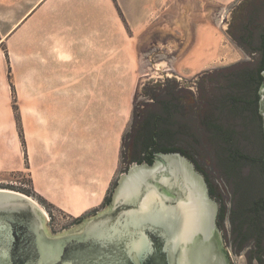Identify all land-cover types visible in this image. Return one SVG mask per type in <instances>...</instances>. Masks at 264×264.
<instances>
[{
	"label": "rangeland",
	"instance_id": "374dc122",
	"mask_svg": "<svg viewBox=\"0 0 264 264\" xmlns=\"http://www.w3.org/2000/svg\"><path fill=\"white\" fill-rule=\"evenodd\" d=\"M39 1L41 0H0V35L4 37V45L0 49L3 60L1 70L5 72L15 92L14 108L26 164L21 171H0V189L25 195L30 192L31 196H27L42 208L48 228L49 218L51 224L55 222L61 228L69 221V214L37 194L33 182L34 172L29 170V129L28 124L23 122L20 108L22 106L29 113L31 80L65 73L70 65V79L83 77L87 81V91L101 90L99 103L102 127H112L117 138V171L112 175L114 169L111 168L107 177L114 179L111 185L114 192L122 173L126 172L123 170V137L130 130L136 105L142 106L151 101V93L164 86L177 87L182 91V97L188 96L191 99L201 93H220L228 84L222 72L231 73L234 64L242 66L248 63L256 66L261 59L260 53L252 56V46L243 37L233 36L230 30L233 17L240 18L245 8H249L248 2L251 0H163L159 6L143 8V17L134 22H128L123 11L127 9L131 17L136 18L143 11L142 7L137 6L136 0H129L128 7H121L120 0H97L102 8V25L109 30L102 31L101 38L95 40L67 38L59 36L61 32H53L52 23L47 21V7L43 8L41 17H36L33 22L27 19L23 25L17 26L21 17ZM108 4L117 8L124 22L115 23L108 16ZM75 8L68 7L70 10ZM46 27L50 29L48 33ZM256 42L258 44L259 40L256 39ZM77 46L85 47L86 50L99 46L101 53L83 54L74 51L75 53L68 54L64 50L65 47L72 50ZM203 46L210 50L213 48L211 52H215L211 58L208 56L211 65L233 64L232 67L184 77L181 69L202 59ZM247 48L249 52L245 50ZM75 64L85 65V70L82 67L81 70H76L73 67ZM98 80L101 81L100 85L96 83L93 87L91 83ZM231 260L232 264H247L245 258L241 259L235 254Z\"/></svg>",
	"mask_w": 264,
	"mask_h": 264
},
{
	"label": "crops",
	"instance_id": "0c3cea01",
	"mask_svg": "<svg viewBox=\"0 0 264 264\" xmlns=\"http://www.w3.org/2000/svg\"><path fill=\"white\" fill-rule=\"evenodd\" d=\"M136 1L143 11L133 18L127 9L124 10L128 22L141 20L144 15L143 8L159 6L163 0ZM119 5L128 7L130 2L120 0ZM44 7H47V21L52 23L53 32H61L59 36L95 40L101 38L102 31L109 30L102 25V8L97 0H41L21 17L17 26L23 25L27 19L33 22L36 17H41ZM68 7L76 8L70 10ZM107 7L108 16L115 23L124 22L113 4H108ZM119 30L122 31V28ZM49 31L46 27V32ZM254 37L259 40V33ZM86 49L80 46L72 50L64 48L68 54L75 53L74 51L83 54L101 53L99 46ZM202 49L201 60L181 69L184 77L232 67L233 64L211 65L208 56L211 58L215 54L211 52L213 48L210 50L203 46ZM2 67L3 60L0 56V171H21L26 164L14 108L15 92L5 72L1 70ZM73 67H76V70H81L80 67L85 70V65L75 64ZM69 70L70 65L65 69V73L31 80L29 113L27 114L22 106L20 112L24 124H28L29 129V170L34 172L35 191L49 203L78 218L104 204L114 180L107 179L108 172L113 168L112 175H115L118 154L117 138L112 132V127H102V110L99 103L101 90L87 91L86 79H70ZM255 70V66L234 64L231 73L222 72L228 84L220 93L209 95L213 108L204 109V114L208 113L206 116L193 115V134L205 136L206 143L216 145L230 143V138H236L234 142L244 145L247 150H253L261 143L258 117L254 109L248 106L246 101H231L242 97L241 94L245 92L232 86L243 83L247 77L246 73H255ZM96 83L100 85L101 81H93L91 85L94 87ZM19 96L21 97V94Z\"/></svg>",
	"mask_w": 264,
	"mask_h": 264
},
{
	"label": "water",
	"instance_id": "95a60500",
	"mask_svg": "<svg viewBox=\"0 0 264 264\" xmlns=\"http://www.w3.org/2000/svg\"><path fill=\"white\" fill-rule=\"evenodd\" d=\"M260 95L264 128V86ZM165 159L171 173L193 185V172L179 154L157 155L152 166L133 164L109 210L55 237L35 200L0 189V264H232L212 213L193 198V186L188 199L177 202L161 192Z\"/></svg>",
	"mask_w": 264,
	"mask_h": 264
},
{
	"label": "flooded vegetation",
	"instance_id": "af4514ba",
	"mask_svg": "<svg viewBox=\"0 0 264 264\" xmlns=\"http://www.w3.org/2000/svg\"><path fill=\"white\" fill-rule=\"evenodd\" d=\"M248 5L241 17H233L230 23L231 33L236 38L250 33L247 26L252 17L257 21L264 20V0H251ZM253 5L254 12L251 11ZM258 33H261L260 30L254 36ZM245 50L249 52L248 48ZM199 91L202 92V89ZM182 101L193 104L194 116H206L208 113L204 114V109L213 108L211 96L202 93L198 97L193 96V99L184 96ZM259 133L262 140L260 127ZM230 140V143L220 145L209 144L205 136L193 134V155L189 153L186 157L180 152L166 154L148 151L142 164L154 165L157 155L183 156L193 172V185H186L180 175L171 173L170 159H165L159 173L161 192L177 202V199H188L189 189L193 186V198L200 201L207 213H212L214 225L230 260L235 254L241 259L245 258L247 264H264V142L262 140L255 149L247 150L244 145L234 142L236 138ZM131 155L124 157L125 173L133 164H139V161H131ZM150 160H153V164L148 163ZM125 173H122V178ZM111 192L100 208L78 218L68 215L69 221L61 228L55 222L51 224L49 218V234L55 237L81 229L89 219L110 209L114 199V192Z\"/></svg>",
	"mask_w": 264,
	"mask_h": 264
},
{
	"label": "trees",
	"instance_id": "16d2710c",
	"mask_svg": "<svg viewBox=\"0 0 264 264\" xmlns=\"http://www.w3.org/2000/svg\"><path fill=\"white\" fill-rule=\"evenodd\" d=\"M251 11H255L254 5ZM262 22L252 17L247 26L250 33L243 36V39L252 46V53H260L261 59L255 66V73L247 72L243 83L232 86L239 90L243 89L245 92L241 94L242 97L231 101L233 103L246 101L245 103L254 109L264 142L263 117L259 107L260 92L264 86V25ZM257 30L261 32L258 44L254 37ZM3 45L4 41L0 35V49ZM181 92L177 87L164 86L151 93V101L142 106H135L130 130L123 137L125 157L127 154H132L131 161H139L138 163L142 164L148 151L166 154L180 152L186 157L189 153L193 155V104L183 102ZM148 163L153 164V160ZM26 194L31 196L30 192Z\"/></svg>",
	"mask_w": 264,
	"mask_h": 264
}]
</instances>
